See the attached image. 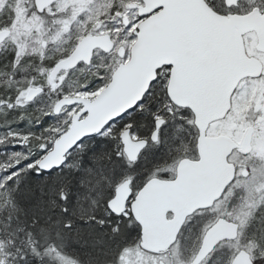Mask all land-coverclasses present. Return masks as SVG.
I'll list each match as a JSON object with an SVG mask.
<instances>
[{
    "label": "snow or ice",
    "instance_id": "snow-or-ice-1",
    "mask_svg": "<svg viewBox=\"0 0 264 264\" xmlns=\"http://www.w3.org/2000/svg\"><path fill=\"white\" fill-rule=\"evenodd\" d=\"M0 264H264V0H0Z\"/></svg>",
    "mask_w": 264,
    "mask_h": 264
}]
</instances>
